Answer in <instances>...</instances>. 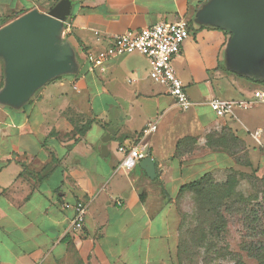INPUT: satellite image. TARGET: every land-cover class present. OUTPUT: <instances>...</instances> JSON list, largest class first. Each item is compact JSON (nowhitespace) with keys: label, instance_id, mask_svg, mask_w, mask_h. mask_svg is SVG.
<instances>
[{"label":"crops","instance_id":"0c3cea01","mask_svg":"<svg viewBox=\"0 0 264 264\" xmlns=\"http://www.w3.org/2000/svg\"><path fill=\"white\" fill-rule=\"evenodd\" d=\"M61 1L0 0V29L34 10L48 14ZM70 1L61 39L71 50L72 71L12 105L1 100L6 61L0 54V264H177L173 203L181 189L205 175L225 181L239 155L264 170V104L223 119L208 104L251 99L264 89V44L238 63L236 33L220 22L215 0ZM182 18L191 35L174 67L194 103L188 112L150 78L144 56L111 58L97 68L88 60L115 36ZM152 121L158 130L142 136ZM108 129L114 133L105 145ZM211 131L231 134L240 151L208 149L197 136ZM132 147L154 160L155 179L139 165L119 169L122 149ZM78 201L89 212L83 231L72 234L74 214L63 206Z\"/></svg>","mask_w":264,"mask_h":264},{"label":"water","instance_id":"95a60500","mask_svg":"<svg viewBox=\"0 0 264 264\" xmlns=\"http://www.w3.org/2000/svg\"><path fill=\"white\" fill-rule=\"evenodd\" d=\"M212 8L220 22L236 33L232 47L237 62L254 58L264 44V0H215ZM71 10L72 2L62 0L48 14L34 10L0 29V54L6 61L3 102L23 104L48 81L73 70L71 50L61 39ZM113 133L108 129L105 145ZM139 166L150 179L157 177L151 157L143 159Z\"/></svg>","mask_w":264,"mask_h":264},{"label":"rangeland","instance_id":"374dc122","mask_svg":"<svg viewBox=\"0 0 264 264\" xmlns=\"http://www.w3.org/2000/svg\"><path fill=\"white\" fill-rule=\"evenodd\" d=\"M203 136L207 139L208 149H241L231 134L211 131L197 136V139ZM188 148L194 149L193 146ZM199 149L202 151L206 148L201 146ZM237 159L239 164L235 173L232 175L229 172L235 183L230 188L231 196L221 197L214 193V189L220 187L208 185L204 195L187 190L173 203L179 215L178 249L175 254L177 264H257L249 250L252 244L264 239L253 237V231L243 221V213L247 204H251L249 210L261 211L264 208L263 195L258 194L261 187L254 179L263 178L264 170L247 166L246 163L250 161L248 154L239 155ZM229 174L225 181L220 182L218 180L223 179L222 175L211 176L215 184L222 186ZM257 195L258 199H254ZM220 215L223 220L216 221Z\"/></svg>","mask_w":264,"mask_h":264},{"label":"built area","instance_id":"2783aa9c","mask_svg":"<svg viewBox=\"0 0 264 264\" xmlns=\"http://www.w3.org/2000/svg\"><path fill=\"white\" fill-rule=\"evenodd\" d=\"M71 28L70 25L67 27ZM66 35V32L64 33ZM190 23L182 18L175 22H160L140 31L128 32L124 35L115 36L112 44L104 52L88 53L87 57L94 67H101L103 64L116 57H123L133 54L144 56L150 65V78L165 86L170 96L175 100L183 112H188L194 106L189 97L185 85L178 76L174 67L175 58L190 37ZM209 107L218 119L231 117L235 111L250 110L259 104H264V89L254 92L251 99L224 100L213 98L209 102ZM158 130L156 121L149 122L143 129L142 136L155 133ZM261 132H256L259 139ZM124 159L119 167L120 170L129 171L134 169L140 162L147 158V154L139 147L122 149ZM121 206L122 203L118 202ZM65 210L73 212V219L70 225V233L78 234L83 231L87 216L88 205L83 201L64 204Z\"/></svg>","mask_w":264,"mask_h":264},{"label":"trees","instance_id":"16d2710c","mask_svg":"<svg viewBox=\"0 0 264 264\" xmlns=\"http://www.w3.org/2000/svg\"><path fill=\"white\" fill-rule=\"evenodd\" d=\"M21 14L18 15V17ZM91 123H87L86 126L84 127L83 130H77V133L83 134L85 133L89 127H90ZM234 141L238 144H240L239 140H237L236 138H234ZM247 166L252 167L251 162H247L246 163ZM234 170L231 171L230 174H234ZM228 176V179L226 181V183L224 185H218L215 184V182L213 181V178L211 175H205L204 177H202L201 179L190 183L188 185H185L182 189H181V193L190 190V191H194L196 193L201 192V195H204L206 193L207 190V186L210 185L214 188H219L218 190L214 189V193L219 194V196H225V197H229L232 195V192L230 191V188L232 186H234V180H233V176L231 175ZM256 183L258 184L259 187H261L260 191L258 192V194H262L263 198H264V177L263 178H259V177H255L254 178ZM220 190V191H219ZM230 192V193H229ZM229 193V195L227 194ZM254 199H258V195L254 198ZM251 202V201H248ZM249 206H251V204H247L246 208L244 210L243 216H244V223L247 224V227L250 228L251 231H253L255 238H261L264 239V208L261 209V211H256L255 209H251L249 210ZM223 220V217L220 215L217 220ZM214 227V226H213ZM249 254L251 255V257H254L257 260V264H264V241L263 242H255L254 244H252L250 250H249ZM238 263V262H237Z\"/></svg>","mask_w":264,"mask_h":264}]
</instances>
